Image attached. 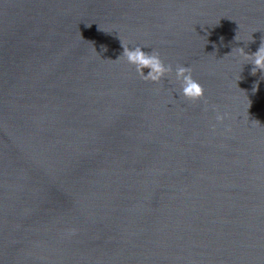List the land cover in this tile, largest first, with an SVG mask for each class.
I'll list each match as a JSON object with an SVG mask.
<instances>
[{"label":"water","instance_id":"1","mask_svg":"<svg viewBox=\"0 0 264 264\" xmlns=\"http://www.w3.org/2000/svg\"><path fill=\"white\" fill-rule=\"evenodd\" d=\"M262 42L264 0H0V264H264Z\"/></svg>","mask_w":264,"mask_h":264},{"label":"clouds","instance_id":"2","mask_svg":"<svg viewBox=\"0 0 264 264\" xmlns=\"http://www.w3.org/2000/svg\"><path fill=\"white\" fill-rule=\"evenodd\" d=\"M129 45L130 43H125L123 45V53L118 59L122 57L127 64L134 66L136 73L142 80L160 83L165 77L173 78L174 82L179 84V88L176 89V94L179 97H183L189 101L203 100L205 111H207L209 105L205 98L204 86L199 80L194 78L191 66L177 64L175 68H173L172 64H166L162 60L161 54L157 49L151 48V51L147 52L143 50L147 45L135 44L131 47H129ZM232 52L233 49L230 53ZM236 53L238 56L243 57L246 63H251L253 65L251 69L253 74L257 71L264 74V42L260 44L255 52L248 53L245 52L244 48L236 47ZM145 69H147V72H145ZM211 107L213 111H216L215 105ZM224 118L225 116L223 114L218 111L216 112L215 120L217 122H222ZM214 127L213 125V128ZM75 231L74 228L69 229L70 234Z\"/></svg>","mask_w":264,"mask_h":264}]
</instances>
